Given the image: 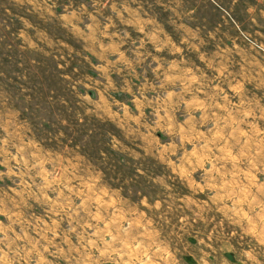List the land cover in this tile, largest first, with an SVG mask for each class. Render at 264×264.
Returning <instances> with one entry per match:
<instances>
[{
    "label": "rangeland",
    "instance_id": "rangeland-1",
    "mask_svg": "<svg viewBox=\"0 0 264 264\" xmlns=\"http://www.w3.org/2000/svg\"><path fill=\"white\" fill-rule=\"evenodd\" d=\"M0 264H264V0H0Z\"/></svg>",
    "mask_w": 264,
    "mask_h": 264
}]
</instances>
